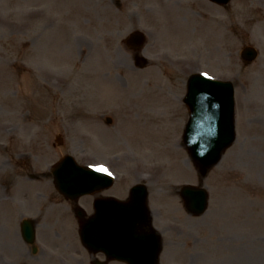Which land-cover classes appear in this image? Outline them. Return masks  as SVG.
<instances>
[{
	"label": "rangeland",
	"instance_id": "obj_1",
	"mask_svg": "<svg viewBox=\"0 0 264 264\" xmlns=\"http://www.w3.org/2000/svg\"><path fill=\"white\" fill-rule=\"evenodd\" d=\"M138 29L140 52L126 42ZM246 45L260 51L252 63ZM198 71L236 86L237 140L206 176L183 140L186 83ZM147 120L161 139L143 138L136 123ZM66 154L118 175L105 195L148 184L161 264H264V0H0L2 264L89 258L54 183ZM186 183L208 188L206 212L187 210ZM93 200L80 201L89 214ZM24 217L39 222L38 251L20 234Z\"/></svg>",
	"mask_w": 264,
	"mask_h": 264
},
{
	"label": "water",
	"instance_id": "obj_2",
	"mask_svg": "<svg viewBox=\"0 0 264 264\" xmlns=\"http://www.w3.org/2000/svg\"><path fill=\"white\" fill-rule=\"evenodd\" d=\"M221 4L229 0H213ZM146 41L142 31L133 32L127 42L141 49ZM243 56L252 61L257 52L252 47L243 50ZM140 66L147 63L139 58ZM191 109V118L185 130V143L201 172L217 164L224 151L236 139L234 120V87L223 82L195 74L190 78L189 91L185 99ZM57 187L67 197L78 199L112 185L109 175L89 166L77 163L71 155L63 157L56 165ZM188 207L195 214L206 212L209 193L202 187L186 185L183 188ZM98 200V212L86 217L82 209L77 214L81 222L80 235L84 244L97 251L102 249L113 257L129 264H159L162 238L153 228L148 207L146 186H135L128 202ZM24 234L29 241L35 238L34 223L24 222ZM148 260H152L148 263Z\"/></svg>",
	"mask_w": 264,
	"mask_h": 264
},
{
	"label": "flooded vegetation",
	"instance_id": "obj_3",
	"mask_svg": "<svg viewBox=\"0 0 264 264\" xmlns=\"http://www.w3.org/2000/svg\"><path fill=\"white\" fill-rule=\"evenodd\" d=\"M32 167V166H31ZM27 177L29 178H35L36 175L32 174L31 172L27 174ZM101 195H105L102 192H99L97 194V196H101ZM96 196V197H97ZM128 197H125L124 199H127ZM22 222V221H21ZM21 222L19 223V231L21 234ZM23 238V237H22ZM26 242V241H25ZM28 244V243H27ZM32 247V249L37 250L38 251V246L34 245V244H28ZM87 252L89 253V258L88 259H83L81 261H78V264H127L125 262L122 261H118V260H111L109 259V257L103 253V252H97V253H92L90 252L88 249H86ZM162 254V253H161ZM161 256V255H160ZM3 257V256H2ZM160 263H161V258H160ZM0 264H2V262L0 261Z\"/></svg>",
	"mask_w": 264,
	"mask_h": 264
},
{
	"label": "bare ground",
	"instance_id": "obj_4",
	"mask_svg": "<svg viewBox=\"0 0 264 264\" xmlns=\"http://www.w3.org/2000/svg\"><path fill=\"white\" fill-rule=\"evenodd\" d=\"M139 125L140 126V130L144 131L145 133H147V135L142 134L144 139H148L149 141H152L154 139H161L162 136H158V134H156V122H153L152 120H147L144 122H139L136 123V126ZM143 139V140H144ZM147 142V141H146Z\"/></svg>",
	"mask_w": 264,
	"mask_h": 264
},
{
	"label": "snow or ice",
	"instance_id": "obj_5",
	"mask_svg": "<svg viewBox=\"0 0 264 264\" xmlns=\"http://www.w3.org/2000/svg\"><path fill=\"white\" fill-rule=\"evenodd\" d=\"M97 170L101 171V172H108L107 168H105L103 166L99 167ZM109 174H111V173H109Z\"/></svg>",
	"mask_w": 264,
	"mask_h": 264
}]
</instances>
